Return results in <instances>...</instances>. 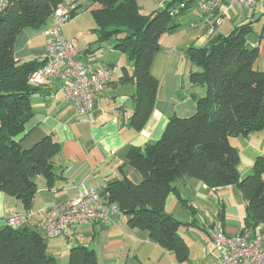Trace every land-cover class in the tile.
<instances>
[{
	"label": "trees",
	"instance_id": "16d2710c",
	"mask_svg": "<svg viewBox=\"0 0 264 264\" xmlns=\"http://www.w3.org/2000/svg\"><path fill=\"white\" fill-rule=\"evenodd\" d=\"M67 0H7L0 12V192L20 201L29 213L38 192L37 177L48 188L56 182L55 159L61 145L48 136L30 149L22 147L27 126L35 116L32 98L41 87L30 76L45 60L20 63L15 58L18 36L26 29H40L57 7ZM90 13L100 43L115 41L114 49L127 56L132 71L123 69L121 84H131L132 115L128 125L141 132L158 101L159 82L152 66L160 51L159 40L180 27L197 0H167L162 9L142 13L136 0H90ZM185 3L177 15L172 12ZM74 8L71 20L79 15ZM260 21L264 17V5ZM249 21L236 25L228 35L216 34L207 47H191L188 59L199 71L190 84L205 90L194 96L197 112L189 118H170L161 140L132 148L128 165L140 177L135 183L122 171L102 196L118 205L133 231H147L152 241L180 263L190 258V248L179 231L190 226L166 212V200L179 195L174 182L195 179L210 189L234 187L246 203L245 229L264 231V157L258 158L250 176L238 171L239 151L231 138L264 131V72L256 70L259 49L248 45L253 31ZM179 199L185 203L180 197ZM0 264H61L48 253L46 239L30 227L0 229ZM67 264H99L93 249L77 246L70 250Z\"/></svg>",
	"mask_w": 264,
	"mask_h": 264
},
{
	"label": "crops",
	"instance_id": "0c3cea01",
	"mask_svg": "<svg viewBox=\"0 0 264 264\" xmlns=\"http://www.w3.org/2000/svg\"><path fill=\"white\" fill-rule=\"evenodd\" d=\"M166 1L136 0V3L142 13L151 14L162 9ZM91 4L90 0L85 5L75 0L74 7L80 6L81 11L73 20L91 14ZM192 11L180 21L176 32L164 34L159 40L160 51L151 70L159 82L158 101L148 123L139 133L128 125L132 107L128 108L127 103H132L135 87L120 83L123 69L129 73L132 71L131 61L114 49V43L107 45L110 55L105 58L101 56L102 51L96 52L91 44L81 42L75 31L66 30L68 38L89 48L81 55L86 65L93 69L111 67L115 74L98 96L88 121L80 120L66 101L60 91L62 81H47L41 86L40 94L32 98L35 116L27 126L22 147L30 149L48 136L61 145L60 155L55 159L57 177L53 187L48 188L43 177L36 178L38 192L30 213L37 221L43 222L51 210L70 203L89 188L102 192L111 181L122 178L121 169L139 184V175L128 165L130 149L161 140L170 118H189L196 114L194 96H204L205 90L190 84L191 73L199 68L190 62L186 51L191 47H207L212 37L207 34L204 15L197 9L194 10L197 14ZM252 13H247V21ZM53 22L52 16L50 22L40 29H26L18 36L16 60L20 63L44 60L46 40ZM220 28L216 34L223 35ZM99 46L104 48V44ZM258 62L255 69L264 72ZM230 140L240 154V176L246 178L252 174L256 160L264 157V131ZM174 187L185 203L179 195L172 193L166 200V212L180 222L190 224L179 231L190 248V258L183 263L152 241L147 231H133L127 216L121 213L106 225L83 221L69 226L56 239H48L41 228L28 227L46 239L48 253L61 264L68 263L70 250L77 246L93 249L99 264H216L210 231L222 228L228 236L239 234L244 229L245 201L234 187L213 190L195 179L176 180ZM25 212L20 201L0 192V229L7 227L8 217Z\"/></svg>",
	"mask_w": 264,
	"mask_h": 264
},
{
	"label": "built area",
	"instance_id": "2783aa9c",
	"mask_svg": "<svg viewBox=\"0 0 264 264\" xmlns=\"http://www.w3.org/2000/svg\"><path fill=\"white\" fill-rule=\"evenodd\" d=\"M74 1L67 0L57 7L46 40L45 64L30 76V83L41 87L49 80L64 82L60 91L66 101L80 120L88 121L98 96L111 81L115 70L111 67L90 68L81 60V55L89 48L64 34L63 27L71 21ZM263 5L264 0H197L193 7L204 15L208 24L207 34L213 37L225 20L233 21L235 16L245 12L260 13ZM6 6L7 0H0V12ZM185 8V3L180 4L172 15ZM118 213L117 204L103 197L100 190L89 188L70 203L51 210L43 222L37 221L30 212L13 214L6 222L11 229L41 228L48 239H56L69 226L83 221L106 225ZM210 238L216 264H264V231L259 228H244L234 236H228L222 228H217L210 231Z\"/></svg>",
	"mask_w": 264,
	"mask_h": 264
},
{
	"label": "rangeland",
	"instance_id": "374dc122",
	"mask_svg": "<svg viewBox=\"0 0 264 264\" xmlns=\"http://www.w3.org/2000/svg\"><path fill=\"white\" fill-rule=\"evenodd\" d=\"M86 1L87 0H80V3L85 5ZM259 9H261V8H259ZM191 10H193L192 12H194V14H197V12L194 11V10H196L194 7ZM190 11L186 13V16L190 15ZM247 13L248 12H245L241 15L235 16L233 21L225 20L223 26L220 28V31L223 33V35H228L232 31V29H234V27L236 25L244 23L245 21L250 22V21H247L248 20L247 19V17H248ZM184 16L179 18V21L185 20L186 16L185 17ZM51 18L52 17L49 18V20H48L49 22H50ZM96 26H97V24H96L94 18L92 17V15L87 13V15H84V14L81 15L78 21H74V20L72 21L71 20L67 25H65L63 27V32H64V34H66L65 33L66 30H69V29L72 32L75 31L76 32L75 36L81 42L91 44L90 46H92L93 50L96 52L102 51L101 56L106 58L110 55L108 48H107V45L110 43L115 44V41L110 40V41L105 42V43H100L98 41L96 33L94 32V30L96 29ZM247 40H248V45H250L251 48H255V46H256L259 49V59L258 60L260 63L259 62L258 63L260 64V67L264 68V17L260 21L253 23V31L247 36ZM99 44H101V45L104 44V48L101 49L100 46L98 47ZM259 44L261 46H257ZM81 60L83 61V58Z\"/></svg>",
	"mask_w": 264,
	"mask_h": 264
},
{
	"label": "water",
	"instance_id": "95a60500",
	"mask_svg": "<svg viewBox=\"0 0 264 264\" xmlns=\"http://www.w3.org/2000/svg\"><path fill=\"white\" fill-rule=\"evenodd\" d=\"M260 17H261V13H257L255 18H254V22H257L260 19ZM127 107L131 108L132 107V103L131 102L127 103Z\"/></svg>",
	"mask_w": 264,
	"mask_h": 264
}]
</instances>
